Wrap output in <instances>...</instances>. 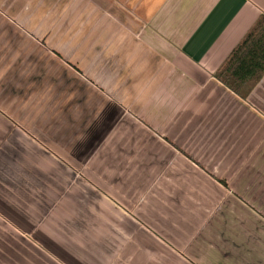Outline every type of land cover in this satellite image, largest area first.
<instances>
[{"label": "crops", "instance_id": "1", "mask_svg": "<svg viewBox=\"0 0 264 264\" xmlns=\"http://www.w3.org/2000/svg\"><path fill=\"white\" fill-rule=\"evenodd\" d=\"M261 14L0 0V264H264V74L215 76Z\"/></svg>", "mask_w": 264, "mask_h": 264}, {"label": "trees", "instance_id": "2", "mask_svg": "<svg viewBox=\"0 0 264 264\" xmlns=\"http://www.w3.org/2000/svg\"><path fill=\"white\" fill-rule=\"evenodd\" d=\"M263 74L264 14H261L222 62L215 76L233 91L245 96L248 83H255Z\"/></svg>", "mask_w": 264, "mask_h": 264}, {"label": "rangeland", "instance_id": "3", "mask_svg": "<svg viewBox=\"0 0 264 264\" xmlns=\"http://www.w3.org/2000/svg\"><path fill=\"white\" fill-rule=\"evenodd\" d=\"M83 179H84V177H83ZM94 182H96V181H94ZM75 184H80V183H79V181L77 180ZM92 184L94 185V183H92ZM225 186H226V184H225Z\"/></svg>", "mask_w": 264, "mask_h": 264}]
</instances>
